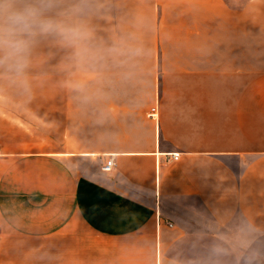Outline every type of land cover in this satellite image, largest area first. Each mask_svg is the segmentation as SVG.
I'll return each mask as SVG.
<instances>
[{
    "label": "crops",
    "instance_id": "obj_1",
    "mask_svg": "<svg viewBox=\"0 0 264 264\" xmlns=\"http://www.w3.org/2000/svg\"><path fill=\"white\" fill-rule=\"evenodd\" d=\"M104 2L131 76L48 41L0 84V264H264V0Z\"/></svg>",
    "mask_w": 264,
    "mask_h": 264
},
{
    "label": "clouds",
    "instance_id": "obj_2",
    "mask_svg": "<svg viewBox=\"0 0 264 264\" xmlns=\"http://www.w3.org/2000/svg\"><path fill=\"white\" fill-rule=\"evenodd\" d=\"M106 10L104 0H0V84L31 95L35 53L48 41L68 51L64 67L70 75L99 65L131 76L144 49L131 32L110 42L98 38L92 21Z\"/></svg>",
    "mask_w": 264,
    "mask_h": 264
},
{
    "label": "built area",
    "instance_id": "obj_3",
    "mask_svg": "<svg viewBox=\"0 0 264 264\" xmlns=\"http://www.w3.org/2000/svg\"><path fill=\"white\" fill-rule=\"evenodd\" d=\"M158 114V108L156 106L152 107L150 112H149V116L151 117H156ZM172 159L176 160L180 157L181 153L180 152H173L170 154ZM114 166V159L113 157H110L106 162L105 164L103 165V170L105 171H111L112 168ZM171 225V223H170Z\"/></svg>",
    "mask_w": 264,
    "mask_h": 264
}]
</instances>
